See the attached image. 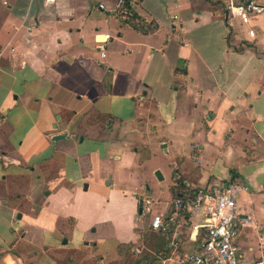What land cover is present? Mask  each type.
Masks as SVG:
<instances>
[{
	"label": "crops",
	"instance_id": "crops-1",
	"mask_svg": "<svg viewBox=\"0 0 264 264\" xmlns=\"http://www.w3.org/2000/svg\"><path fill=\"white\" fill-rule=\"evenodd\" d=\"M239 1L130 0L157 26L145 33L125 22L124 0H0V211L29 221L0 239V264H40L18 244L32 228L47 264H187L203 243L197 213L155 231L166 256L141 250V199L167 214L177 180L245 182L237 206L254 224L239 230L238 261L264 255V16L229 21ZM90 116L106 123L84 125ZM163 144L172 184L154 202L138 182Z\"/></svg>",
	"mask_w": 264,
	"mask_h": 264
},
{
	"label": "built area",
	"instance_id": "built-area-1",
	"mask_svg": "<svg viewBox=\"0 0 264 264\" xmlns=\"http://www.w3.org/2000/svg\"><path fill=\"white\" fill-rule=\"evenodd\" d=\"M227 14L236 22L249 24L253 17L264 16V0H253L248 6L232 4ZM249 35L255 37V32L250 30ZM110 39L109 34L95 37L102 56H105L104 45ZM247 190L245 182L234 179L226 184L217 183L212 187L198 188L193 194H185L186 201L175 200L167 214L154 215L150 227L154 231L169 234L183 212L197 213L202 221L194 229L201 231L203 243L195 255L187 260V264H239L236 238L240 229L250 228L254 224L237 206V197ZM149 205L148 199L143 200L144 209ZM251 264H264V255Z\"/></svg>",
	"mask_w": 264,
	"mask_h": 264
},
{
	"label": "rangeland",
	"instance_id": "rangeland-1",
	"mask_svg": "<svg viewBox=\"0 0 264 264\" xmlns=\"http://www.w3.org/2000/svg\"><path fill=\"white\" fill-rule=\"evenodd\" d=\"M227 17H228V20L230 21V17L228 15H227ZM9 103H11V101ZM100 122L106 123V119L100 118L98 116H90L87 119H85L84 125L86 124L89 126L90 124H101ZM82 140L83 139L81 137L79 139V142H81ZM83 149H84V147H83ZM156 166L159 167L158 170L161 171L163 176H164V171H166V172L170 171V170L173 171L171 155L169 153H165L164 149H162L161 154H158L152 161H150L147 164V168L143 172V175L140 177V180L138 182V186H140L139 189L141 191V194H143L144 196H148V198L153 200L154 202H158L159 200L168 199V196L165 195V193L162 195V192H167L169 194L171 184H172V179L168 173H167V179L166 180L158 181V179L155 175L156 171L153 172V169ZM74 168H76L75 165H74ZM73 174H74V171H73ZM107 183H109V182H107ZM152 193L154 195H155V193H159L158 198H156V197L153 198ZM44 194L46 195L47 191ZM145 199H147V198H145ZM174 202H175V200H173L171 202V207H173ZM9 206L10 205H4V207H3L4 210L0 211V239L5 238V240L18 238L19 237L18 234H19L20 230L22 228H25L26 223L29 222L26 215H23V213H22L23 211H21L20 213H18L17 220L15 221V223H12L10 221V216L7 213L8 210H6V209H8ZM144 211H145V216H144V226H143V237L141 238V250H144V254L142 256L145 257L147 261H149L152 259V257H153V259H157V256L158 257L166 256L163 253L167 250L165 249V247H163L162 244L157 245V244H160L158 240H159V238H162V236L160 234L156 233L155 231H153L152 228L150 227L152 217L154 215H160L161 213L153 214V212L151 210V205H149L147 207V209L145 208ZM154 211H155V209H154ZM25 212H27V211L25 210ZM20 215H21V217H19ZM22 215H23V217H22ZM43 220L47 226H50L51 222H50L49 216H47V219H43ZM182 223H184V222H182ZM34 231H36V230H34L33 228L30 230L32 242L30 240H27V242H28L27 243L26 241L21 240V239L18 242L19 247L22 249V250H20L21 254H23V257L27 258V260L32 259V261H34L35 263L47 264L48 259L43 254L41 237H40L38 231L37 232H34ZM56 234L57 233H55L54 231H50L47 235L48 240H46V243H48L50 241H54L53 236H55ZM176 239L177 238L172 239L170 237L171 245L174 244L173 247H178L177 246L178 244H175ZM64 241H67V238H63L61 243L63 244ZM155 247H157V248H155ZM151 251H156L157 254L153 255ZM169 251H171V250H169ZM161 252H163V253H161ZM168 253L170 254V252H168Z\"/></svg>",
	"mask_w": 264,
	"mask_h": 264
},
{
	"label": "trees",
	"instance_id": "trees-1",
	"mask_svg": "<svg viewBox=\"0 0 264 264\" xmlns=\"http://www.w3.org/2000/svg\"><path fill=\"white\" fill-rule=\"evenodd\" d=\"M252 1L253 0H240L237 4L248 6ZM123 9L133 13L132 16L128 20H125V22L128 24H131L135 29L140 30V31L145 32V33L157 29V26L149 25L148 23H146L144 20H142L137 14H135L132 11V9L130 7V0H124ZM137 20H138V22H137ZM108 124H111V121L108 122ZM182 188H183V190L186 189V192L189 194H193L196 191V189H188L187 187L182 185L181 180H177L176 186L172 187V189H171L172 193H173V199L174 200H177V199H181L183 201L187 200L185 198V194H183L184 192H180V189H182ZM140 209H143V200L142 199L140 201ZM183 214L185 215V217L186 216L188 217V213L183 212ZM139 232L143 236V231L139 230Z\"/></svg>",
	"mask_w": 264,
	"mask_h": 264
},
{
	"label": "water",
	"instance_id": "water-1",
	"mask_svg": "<svg viewBox=\"0 0 264 264\" xmlns=\"http://www.w3.org/2000/svg\"><path fill=\"white\" fill-rule=\"evenodd\" d=\"M57 119H60V117L58 116ZM66 137H67L66 134L55 135V136L53 137V141L63 140V139H65ZM162 149H164V150L166 151V145H165V144L162 145ZM155 175H156V177H157V179H158L159 181H163L164 177H163V175H162V173H161L160 171H156V172H155Z\"/></svg>",
	"mask_w": 264,
	"mask_h": 264
},
{
	"label": "bare ground",
	"instance_id": "bare-ground-1",
	"mask_svg": "<svg viewBox=\"0 0 264 264\" xmlns=\"http://www.w3.org/2000/svg\"><path fill=\"white\" fill-rule=\"evenodd\" d=\"M100 39H103V38H100Z\"/></svg>",
	"mask_w": 264,
	"mask_h": 264
}]
</instances>
